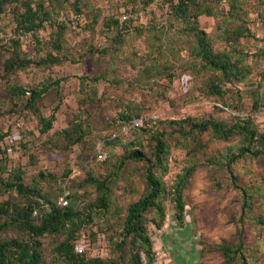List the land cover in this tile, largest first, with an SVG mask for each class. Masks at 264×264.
<instances>
[{"label":"rangeland","instance_id":"rangeland-1","mask_svg":"<svg viewBox=\"0 0 264 264\" xmlns=\"http://www.w3.org/2000/svg\"><path fill=\"white\" fill-rule=\"evenodd\" d=\"M42 1L49 4L51 0ZM73 1L59 0L60 4H55L54 18L70 24L64 35V51L71 60L60 64L8 69L6 63L13 56L16 39L21 41L22 56L28 58L38 60L53 51L47 43L53 27L47 23L38 33L45 45L43 49L31 34L18 37L12 13L15 3L7 5V11L0 16V130L20 131L24 134L23 143L29 147L25 149L20 142L17 143L18 157L11 160L12 165H21L25 170L26 184H38L52 200L58 201L65 194H82V207L99 194L95 186L84 183L87 170L105 173V161H113L117 155L123 154L126 146L138 140L150 155L155 144L154 131H163L169 144L167 171L163 177L166 185L173 184L191 166H194V171L183 190V225L177 223L169 195L164 197L166 219L162 228L158 229L151 222L147 224L157 252L153 264H237L225 261L221 246L239 242V226L244 230L250 262L264 264V153L236 161L233 178L228 169L211 164L208 158L219 156L226 147L238 144V136L222 140L213 138L209 132H197L194 141H190L177 132L180 126L188 128L190 123L174 122L185 118H216L231 122L236 114L253 113L258 129L264 132V95L262 105L256 111L253 106L258 81L263 83L261 90H264V0H243L254 36L239 37L237 42L222 37L225 27L222 14L218 17L200 16L201 25L210 32L217 49L235 44L250 54L248 62L253 73L246 82L237 85L240 94L234 90L226 95L228 106L205 91V80L211 72L199 66L191 37L181 35L178 29L164 28V24L171 20L164 0H151L148 5L145 0H84L86 5L81 13L74 11ZM53 2L56 3L55 0ZM220 6L229 9L226 0ZM89 7L101 12L100 22L94 31L82 28L84 24H90ZM136 10L141 11L135 13ZM124 15L132 18L126 24L133 27L125 32L123 41L117 45L114 38L118 31L104 24L110 18L122 21ZM236 24L229 23L228 26L236 27ZM140 25L144 26L142 33L135 29ZM106 48L108 52L103 53L101 50ZM183 73L192 76L189 91H184L181 86ZM95 76L100 79L95 81ZM12 84L30 87L50 85V89L37 101L45 116H49L61 102L50 131H40L39 115L27 107L31 94L18 102L11 93ZM121 112L139 114L149 123L144 129L124 131L118 128ZM77 117L84 121L88 133L84 143L68 149L56 132L71 125L79 119ZM113 133L117 134L113 137L115 144H106L104 138ZM101 150L107 154L105 161L98 157ZM30 153L32 159L29 158ZM68 169L72 171L66 177ZM144 169L143 162L128 161L120 177L111 183L113 203L103 222L109 240H115L122 230L129 204L145 191ZM41 170L54 174L57 181L40 177ZM236 185L245 187L252 194L242 222L238 220L242 215L243 197ZM24 200L16 189H0V204L9 202L11 206ZM100 222V217L96 216L82 232L88 235L94 231L98 233ZM21 235L23 233L15 226L0 228V241ZM92 240L98 242V238ZM54 242L53 236L43 238L44 262L66 264L53 252ZM112 247L111 244L110 256L104 259L106 264H126L130 256L128 246L123 251L111 250ZM252 249L255 253L251 255Z\"/></svg>","mask_w":264,"mask_h":264},{"label":"trees","instance_id":"trees-1","mask_svg":"<svg viewBox=\"0 0 264 264\" xmlns=\"http://www.w3.org/2000/svg\"><path fill=\"white\" fill-rule=\"evenodd\" d=\"M224 0H164L167 4L170 14L168 24L165 27L178 29L181 35L190 36L193 43V52L200 67L207 69L211 75L205 80V91L219 101H222L225 106L226 95L232 91L241 93L238 88L239 83H244L253 73V67L248 62L250 54L245 53L241 48L234 45H229L223 49H217L214 40L202 25L200 16L206 14L208 16L218 17L223 15L225 27L223 28L222 37L227 41L237 42L239 37L254 36L247 19V10L244 8L243 0H226L229 4V9L225 10L221 7ZM51 0L49 4L42 0H0V16L7 11V5L15 3L12 8V13L15 22V31L19 38H22L26 33L31 34L39 45L45 49V45L38 33L44 29L47 23H51L53 32L50 35L48 44L53 48V51L47 52L46 56L40 59L28 58L22 56L20 49L21 41H14L13 56L6 63L8 69L22 68L26 69L31 66H43L60 64L63 61L71 60V56L64 51V35L69 29V25L63 20L54 18L55 4H60L59 0ZM151 0H145V4H150ZM19 3V4H18ZM71 5L76 13L83 12L86 5L84 0H74ZM145 9V8H144ZM90 24H84L82 27L85 30L94 31L100 22L101 12L93 7H89ZM141 10H136L139 13ZM129 17L124 20L110 18L105 20V27L115 29L117 32L116 43L123 41L125 32L130 31L133 27L131 24H126ZM179 23V24H176ZM237 23L236 27H230L228 24ZM144 26L135 28L138 33L144 31ZM155 28V27H153ZM94 51L98 48L91 47ZM107 53L108 49L101 50ZM258 55V54H256ZM200 69V68H199ZM190 77L191 88L192 76L188 73H183ZM182 74V75H183ZM181 75V76H182ZM180 76V79H181ZM95 81L100 79L95 76ZM84 85V83H83ZM263 83L258 81L256 97L254 98L253 106L255 111L262 105V97L264 90H261ZM11 93L18 102H22L30 92V100L27 102V107L40 117V131L47 133L50 131L54 122L57 119V111L60 109L59 102L49 116L43 115L38 106L37 101L50 89L49 84L43 86H23L12 84L10 86ZM236 114L231 122H227L216 118H185L182 121L175 120V123L188 122V128L180 126L177 130L183 137L194 141L197 132H209L213 138L230 140L234 136L240 138V142L235 145H230L222 150L219 156L209 157L208 161L211 164L226 168L232 174L233 164L245 156L259 157L264 153V132L260 131L252 116ZM73 121L71 125L57 131V136L63 140L64 146L70 149L73 145L84 143L87 135V129L81 117ZM141 118L143 123L140 126H132L129 130L144 129L143 127L149 123L146 118L140 117L139 114L130 112H121L119 114L120 121L118 128L130 126L135 119ZM154 120V118H151ZM12 131L0 130V189L9 190L16 189L23 197V203H14L10 206L9 202L0 204V228L15 226L23 235L3 239L0 241V264H46L43 254V238L47 235L53 236L55 239L53 252L66 264H106L104 259L89 257L87 254H78L74 250V243L83 237L98 238V233H104L109 240L103 227V222L107 214L111 212L113 203V191L111 183L116 178L120 177L124 167L128 161H138L145 164L144 175L146 188L144 193L135 201L131 202L127 208L123 228L118 232V236L114 240H109V249L123 251L125 246H128L129 259L126 264H140L141 252H146L151 264L156 261L157 252L154 249V242L149 235L147 224L151 222L158 229L162 228L166 219V211L164 197L169 195L175 208V216L177 223H184V188L187 185V179L194 171V166L185 170L179 179L171 185H166L163 177L167 171V153L169 144L165 140L163 131H154L155 144L151 154H147L143 150V143L138 140L131 142V146H126L124 152L120 156H116L105 161L106 172L98 173L87 170V176L84 183L91 184L99 190L98 197L94 200H88L81 207L80 203L83 200L82 194H67L68 204L61 205L57 200H52L44 189L38 184L28 185L25 182V170L21 165H12L10 158L6 152V140ZM24 135V134H23ZM117 135V134H116ZM114 133L106 138V144H115ZM20 144L25 149L28 145L20 141ZM19 144V146H20ZM141 147V148H140ZM33 155L30 153L29 158ZM158 168H161V170ZM71 169L65 172L68 177ZM7 173V176L5 174ZM39 176L45 180H56V176L49 171H40ZM72 183L74 181L72 180ZM233 183H235L233 181ZM241 189L243 203L242 215L238 221L242 222L250 207L249 198L252 194L243 187L236 185ZM100 217L98 224V233L92 232L89 235L82 232L84 227L93 223L95 217ZM3 219V220H2ZM239 242L236 245L224 243L221 247L224 253L225 261L228 263L237 262V264H255L251 263L248 256V247L244 242V230L242 226L237 230ZM62 236V237H61ZM91 238V239H92ZM254 254L255 250L249 254ZM251 254V255H252ZM200 264V263H193Z\"/></svg>","mask_w":264,"mask_h":264},{"label":"built area","instance_id":"built-area-1","mask_svg":"<svg viewBox=\"0 0 264 264\" xmlns=\"http://www.w3.org/2000/svg\"><path fill=\"white\" fill-rule=\"evenodd\" d=\"M127 17L126 15L123 16ZM29 34V33H28ZM27 33L24 36L28 35ZM190 77L186 74H183L180 79L181 86L184 91H187L190 86ZM27 95H30V92L27 91ZM143 121L141 118L135 119L130 126H124L123 130L128 131L132 126H140ZM116 135V134H114ZM23 138V134L20 131L11 133L6 140V152L10 160H13L18 157L17 143L20 142ZM99 159L104 160L107 158V154L104 151H100L98 155ZM67 194L61 196L58 200V203L61 205L68 204ZM74 250L78 254H87L89 257L106 259L110 256L109 249V240L107 239L104 233H98V242H94L90 237H83L77 240L74 243ZM140 264H151L146 252H141V262Z\"/></svg>","mask_w":264,"mask_h":264},{"label":"crops","instance_id":"crops-1","mask_svg":"<svg viewBox=\"0 0 264 264\" xmlns=\"http://www.w3.org/2000/svg\"><path fill=\"white\" fill-rule=\"evenodd\" d=\"M160 264H164V263L161 262Z\"/></svg>","mask_w":264,"mask_h":264}]
</instances>
